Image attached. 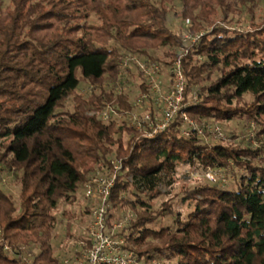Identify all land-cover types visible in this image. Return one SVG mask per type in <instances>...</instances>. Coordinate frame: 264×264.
<instances>
[{"label": "trees", "instance_id": "1", "mask_svg": "<svg viewBox=\"0 0 264 264\" xmlns=\"http://www.w3.org/2000/svg\"><path fill=\"white\" fill-rule=\"evenodd\" d=\"M171 3L0 0V226L12 248L0 253V264H60L52 245L58 214L76 217L60 206L75 204L89 173L113 170L114 161L121 167L107 221L113 226L123 208L134 211L118 233L140 259L264 264V11L259 22L250 17L253 30L228 25L237 11L232 0H181L184 12L177 14L199 25L200 16L220 10L228 23L184 45L183 109L199 121H256L254 137L262 144L253 148L185 137L179 119L153 135L131 125L137 105L119 90L131 69L122 68L123 58L136 53L155 62L151 52L164 49L169 66L179 56L173 49L183 43L169 25ZM80 83L91 86L87 94L78 91ZM142 90L149 93L145 84ZM107 105L120 117L103 120ZM238 136L231 132L230 141ZM181 165L220 169L232 179L228 185L197 177L184 186L187 215L174 209L171 198L154 208L165 194L162 185L172 187ZM2 172L13 176L18 195L2 186ZM90 211L87 206L85 213ZM167 215L174 226L163 224Z\"/></svg>", "mask_w": 264, "mask_h": 264}, {"label": "rangeland", "instance_id": "2", "mask_svg": "<svg viewBox=\"0 0 264 264\" xmlns=\"http://www.w3.org/2000/svg\"><path fill=\"white\" fill-rule=\"evenodd\" d=\"M155 2H159V0H155ZM232 5H234L235 8H237V11H233V13L229 14V19H232V23L228 24L226 22V18L224 17V14L220 10H215L212 13L209 10V7L205 8V11L209 10V13L207 12L206 15L200 16V18H204L203 22L201 24H195V20L190 18H182L181 16H178L177 14H182L183 7L181 4V0H174V3H171V12H170V18H169V25L170 27L182 38V43L178 48H174L175 56L179 53L178 57H171L172 61H170L169 64H171L175 59H178L186 52L184 51V45L187 47L191 44V41L185 39L184 37L186 34L192 35V37L196 35H200L201 33H204L208 30H210L212 27L220 24L227 23L230 26H234L235 28H241L242 30L248 29L253 30V25L250 21V17L253 16L255 20L261 21L262 17V11H264V0L253 4V5H242L240 3V0H232ZM253 8V9H252ZM252 9V12L249 10ZM200 9H197L196 12H198ZM226 19V20H225ZM192 28H195L196 30L193 31ZM164 49H160L157 52L152 51L151 54L153 55L154 59L158 60L155 62H158L160 65V72L154 75V82H151L150 77L143 73H140V67H138L139 62H144L145 57L147 56H141L140 54L136 53H126L124 55V60L127 61L128 65L131 67L129 70L126 78L124 80V83L121 84L119 87V90L128 92L131 95V99L136 103V112L137 113H146L150 110V106L153 105L155 111H159L160 107H163L162 100L158 101V98L163 95L164 92L167 91L169 85H170V76L169 71L170 68L168 65H165V62L169 58H165L164 56ZM181 54V55H180ZM128 67V66H127ZM145 84L149 88V93L144 92L142 90V85ZM157 84V89L155 91L154 85ZM89 88L91 86L89 83H80L78 91L83 92L87 94L89 92ZM110 87H108L109 89ZM195 91V90H194ZM150 95L153 99L149 102H146L144 106H142V98H144L146 95ZM245 98L247 100H250V95L246 94ZM71 101L68 102L69 107H71ZM160 103V104H159ZM90 114H94V112H90ZM116 117H120L117 114ZM113 116V117H115ZM189 117L194 120L195 123H198L200 126H206L208 127V130L204 131L205 140H208L210 142L216 141L218 142H231L233 145H238L239 143L245 144V146H251L253 148H260L262 144V139L256 138L252 136V134L255 131V128H258V124L256 121H249L247 119H234L230 120L229 122L225 121H216L213 119H202V120H196L195 118ZM219 127L220 131L223 134V136L218 135L219 133L214 131V128ZM257 130V129H256ZM235 131L239 134L238 137L231 138V132ZM124 140L127 139L128 134H124ZM250 137V138H247ZM249 139V142H243L246 139ZM116 164L118 165L119 162L116 161ZM114 168V167H113ZM103 169V168H102ZM101 169V170H102ZM96 169L92 170L89 175L93 172H95ZM114 170V169H113ZM238 170V169H237ZM104 175L108 174L111 170H107L105 168L102 170ZM239 171V170H238ZM106 172V174H105ZM205 171L202 170H194L186 165H181L178 168L177 176L175 179V182L172 184V187L168 186L167 184H163L161 189L165 192L164 195L159 196L157 199V202L155 203L154 208H159L161 202L165 199L171 198L172 204L175 210H181L184 215H187V213L191 210V207L187 204L181 203V189L184 188V186H192L194 183V180L198 177L200 179H204ZM2 178L3 180V187L6 189V191L18 195L19 187L18 184L15 182V179L10 173L2 172ZM89 177V176H88ZM232 179V177H231ZM229 176V180L227 179V183L231 180ZM88 180V179H87ZM87 182V181H86ZM229 185V184H228ZM86 189L85 186H81L77 192L78 201L73 204L72 206L69 204H62L60 206V212H64L65 210L69 209L73 213L76 212V217L68 218L67 216L62 215V213L58 214L59 222L57 224V227L54 232V236L52 239V245L54 253L57 257L60 259H63L64 257H69L75 253V251L79 250L81 248L79 243V238L86 237L85 229L88 226V223L90 221V215L85 213V208L87 206H93L95 203L93 198H89L86 196ZM134 214V211L131 209H124L120 212L121 222L124 224V216L127 215V218H130ZM123 218V219H122ZM163 224L174 226L173 219L170 215H167L163 219ZM122 229V227L115 228V232H119Z\"/></svg>", "mask_w": 264, "mask_h": 264}, {"label": "built area", "instance_id": "3", "mask_svg": "<svg viewBox=\"0 0 264 264\" xmlns=\"http://www.w3.org/2000/svg\"><path fill=\"white\" fill-rule=\"evenodd\" d=\"M201 34L192 37V35L189 36L190 34L187 33L184 40L187 39L191 42H196ZM184 51L187 53L188 49H184ZM181 58L175 59L169 65L170 85L167 91L158 98V101L162 100L163 107H160L158 112L149 110L144 114L136 112L131 115V125L147 135H153L158 131L163 132L174 121L179 119L181 121V133L183 136L190 137L191 135H198L205 137L203 134L204 131L208 130V127L195 123L189 117L187 111L183 109L187 105L184 101L186 77L182 68ZM126 60L123 61L122 68L129 66ZM138 67H140L142 73L144 72L150 77L152 83L154 82V75L160 72L158 62H139ZM154 88L156 91L158 88L157 84L154 85ZM142 100L145 103L150 101L148 95L142 98ZM151 107L152 105L149 108L151 109ZM116 114H118L116 109L111 105H107L101 113V118L108 121ZM214 131L216 133L220 131V128L216 127ZM218 133V135L223 136L221 132ZM252 136H254V133ZM206 141L210 142L208 140ZM120 167V162L117 165L116 161H114V170H111L108 174L106 172V175L102 174L104 173L102 171L103 169L98 168L89 175L85 183V193L87 197L93 198L95 203L91 206L89 213L90 221L85 229L86 237L79 238L81 248L75 251L73 255L61 259L60 264H158L156 260L144 261L140 259L133 250L127 248L124 236L115 232V228L123 227L121 221L119 223L116 222L113 226H109L108 224L107 219L111 191ZM222 173L220 169L209 167L205 170L203 176L213 184H225L229 178ZM127 217H125L124 222ZM11 252L12 248L5 241L3 230L0 226V253Z\"/></svg>", "mask_w": 264, "mask_h": 264}]
</instances>
